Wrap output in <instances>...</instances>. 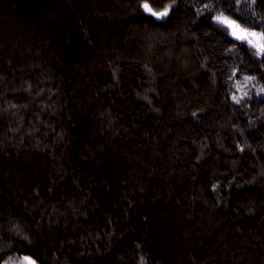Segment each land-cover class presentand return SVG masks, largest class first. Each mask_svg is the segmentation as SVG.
I'll use <instances>...</instances> for the list:
<instances>
[{
  "label": "trees",
  "instance_id": "trees-1",
  "mask_svg": "<svg viewBox=\"0 0 264 264\" xmlns=\"http://www.w3.org/2000/svg\"><path fill=\"white\" fill-rule=\"evenodd\" d=\"M0 3V264H264V0Z\"/></svg>",
  "mask_w": 264,
  "mask_h": 264
},
{
  "label": "snow or ice",
  "instance_id": "snow-or-ice-1",
  "mask_svg": "<svg viewBox=\"0 0 264 264\" xmlns=\"http://www.w3.org/2000/svg\"><path fill=\"white\" fill-rule=\"evenodd\" d=\"M253 3H255V0H252ZM143 8L149 12L152 16H155L156 18H161L168 16V9H165L163 12H155L153 11L147 3L142 5ZM216 20L219 24L226 25L228 28H232L233 32L232 34L236 36L238 39L246 40L249 45H251L253 48L257 49V51L260 54H264V32L257 33V32H248L244 29H240L239 25H236L234 21L230 20L228 17L224 16L223 14L218 15L216 17ZM248 79H252L249 77ZM264 91V89H262ZM233 99L239 103V99L237 97H233ZM25 260L28 261V264H34L29 258L25 257Z\"/></svg>",
  "mask_w": 264,
  "mask_h": 264
},
{
  "label": "rangeland",
  "instance_id": "rangeland-1",
  "mask_svg": "<svg viewBox=\"0 0 264 264\" xmlns=\"http://www.w3.org/2000/svg\"><path fill=\"white\" fill-rule=\"evenodd\" d=\"M9 10H10V7L8 5L0 3V48H2L4 46L5 33H6V29H7ZM224 16H226V15H224ZM226 17H228V16H226ZM228 18L230 20L234 21V23L236 25H239L240 29H244V30H246L248 32L261 33V31H258V30H255V29H250V28H247L245 26H242L241 24H239L236 20H234L231 17H228ZM228 29H229V35L234 37V38H237L236 36H234L232 34L233 29L232 28H228ZM13 264H17V262H14ZM18 264H28V261H26L25 258H23V259L18 261Z\"/></svg>",
  "mask_w": 264,
  "mask_h": 264
},
{
  "label": "water",
  "instance_id": "water-1",
  "mask_svg": "<svg viewBox=\"0 0 264 264\" xmlns=\"http://www.w3.org/2000/svg\"><path fill=\"white\" fill-rule=\"evenodd\" d=\"M148 5H149V7L153 10V11H155L152 7H151V5L149 4V3H147ZM142 11L144 12V14L145 15H147V16H150V17H152L154 20H156V21H161L164 17H161V18H156L155 16H152L149 12H147L144 8H143V6H142ZM164 10H162V11H155V12H157V13H159V12H163ZM166 17V16H165Z\"/></svg>",
  "mask_w": 264,
  "mask_h": 264
},
{
  "label": "clouds",
  "instance_id": "clouds-1",
  "mask_svg": "<svg viewBox=\"0 0 264 264\" xmlns=\"http://www.w3.org/2000/svg\"><path fill=\"white\" fill-rule=\"evenodd\" d=\"M4 264H13V260H12V258L10 257L8 260H6V261L4 262ZM17 264H18V262H17Z\"/></svg>",
  "mask_w": 264,
  "mask_h": 264
}]
</instances>
